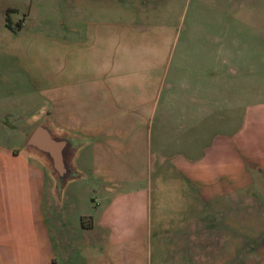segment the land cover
Instances as JSON below:
<instances>
[{"label":"crops","instance_id":"0c3cea01","mask_svg":"<svg viewBox=\"0 0 264 264\" xmlns=\"http://www.w3.org/2000/svg\"><path fill=\"white\" fill-rule=\"evenodd\" d=\"M137 3L140 24L100 23L83 51H59L34 66L47 103L30 118L22 114L21 147L0 155V264H227L226 237L202 231L201 179H209L210 193L224 194L226 210L233 135L213 139L200 155L201 107L212 103L210 94L202 95L194 73L170 74L169 32L148 21L157 12L144 8L149 1ZM40 114L84 141L74 165L96 185L99 202L77 233L47 226L53 181L37 157L22 152L25 124L33 130ZM257 129L264 131L262 122ZM249 130H241L240 152L252 173L241 172L249 180L242 186L264 176V137Z\"/></svg>","mask_w":264,"mask_h":264},{"label":"rangeland","instance_id":"374dc122","mask_svg":"<svg viewBox=\"0 0 264 264\" xmlns=\"http://www.w3.org/2000/svg\"><path fill=\"white\" fill-rule=\"evenodd\" d=\"M137 1L0 0V155L21 147L22 114L30 118L46 106L37 93L34 66L53 62L59 51H83L100 23L140 24L142 6ZM146 1V10L157 11L148 21L170 35V74L194 73L202 95L210 94L212 103L201 107L200 155L214 145L213 139L233 135L232 200L226 210L220 208L224 194L210 193L209 179L202 174L201 218L208 222L202 231L226 237L229 264H264V176L242 186L249 180L242 179L241 172L249 174L251 163L240 152L244 126L250 128V136L264 137L257 129L258 122L264 125V0ZM35 116L38 123L49 120L48 114ZM30 125L26 122L25 137L32 132ZM98 198L92 181H71L54 207L46 210L47 226L55 230L61 225L66 234L87 227ZM213 199L217 205H211ZM211 219L222 227L210 225Z\"/></svg>","mask_w":264,"mask_h":264},{"label":"water","instance_id":"95a60500","mask_svg":"<svg viewBox=\"0 0 264 264\" xmlns=\"http://www.w3.org/2000/svg\"><path fill=\"white\" fill-rule=\"evenodd\" d=\"M84 141L55 128L48 119H42L25 141L22 152L37 157L46 167L53 181L55 200L61 198L66 185L81 177L74 158Z\"/></svg>","mask_w":264,"mask_h":264},{"label":"trees","instance_id":"16d2710c","mask_svg":"<svg viewBox=\"0 0 264 264\" xmlns=\"http://www.w3.org/2000/svg\"><path fill=\"white\" fill-rule=\"evenodd\" d=\"M84 227V226H83Z\"/></svg>","mask_w":264,"mask_h":264}]
</instances>
